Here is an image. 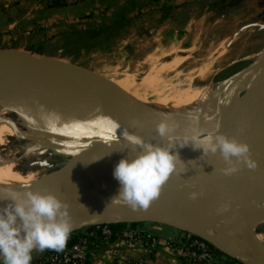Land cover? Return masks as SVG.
Segmentation results:
<instances>
[{
	"label": "bare ground",
	"instance_id": "bare-ground-1",
	"mask_svg": "<svg viewBox=\"0 0 264 264\" xmlns=\"http://www.w3.org/2000/svg\"><path fill=\"white\" fill-rule=\"evenodd\" d=\"M177 60L178 58L172 66H177L182 61L180 58L179 61ZM205 65L202 71H198L199 79L204 76L205 71L207 72L209 66ZM6 66H0V70ZM149 77L144 82L149 81L152 84L154 79ZM118 86L114 85L119 92ZM23 92L14 87L0 98V144L4 138H18V132L15 130L16 124L10 119L13 112H18L22 123L32 133L25 135L20 132V137L27 136V140L33 142L24 152L27 157H33L41 151L39 141L47 144L50 140L63 138L67 140L71 157L90 144L93 134L96 133L95 128L107 124L109 120H118L108 104H96L88 94L66 84L58 85L55 82L46 91L35 94ZM261 97H264V63L254 66L248 73L237 75L220 83L194 87L188 85L185 90L175 91L170 98L160 99L154 103L141 100L136 93L128 101L136 107L146 124L155 132L156 124L167 115L169 122H175L178 126L176 134H181L190 125L187 118L190 112L198 114L201 127L210 129L217 121L237 116L240 111L253 106ZM41 106L46 111L60 114L61 121L57 132L46 131L42 123H39V126L34 123V121L39 122ZM62 124L68 127L65 133ZM263 142L264 128L248 141L250 154L254 156L253 160L262 169H264V145L261 150L260 147ZM62 146L63 144L58 147L62 148ZM125 156L133 155L126 152L122 155L103 156L94 164L89 173L114 196L118 193L120 185L112 175L113 169ZM7 164L0 161V200L6 196L8 189L25 191L23 185L27 183L8 169ZM56 176L57 174H52L44 180L29 183L28 190L41 192L44 184L54 180ZM195 193L197 196L194 199L188 194L172 205L156 207L152 215L164 217L171 214L174 227L206 239L242 264H264V235L258 231V227L264 223V206H261L264 203V197L233 195L225 198L218 193L203 190ZM61 201L68 204V212L72 221L83 212L87 202L86 199ZM0 203L3 202L0 201ZM224 205L228 206L227 210L219 211ZM113 221L111 217L96 220V222Z\"/></svg>",
	"mask_w": 264,
	"mask_h": 264
},
{
	"label": "rangeland",
	"instance_id": "rangeland-1",
	"mask_svg": "<svg viewBox=\"0 0 264 264\" xmlns=\"http://www.w3.org/2000/svg\"><path fill=\"white\" fill-rule=\"evenodd\" d=\"M206 4L209 6L205 13L190 12L187 18L182 14L180 22L169 20L156 32L148 30L146 40L139 46L128 45L122 50H118V47L88 50L76 41L73 44H58L63 48L60 51L41 46L42 52H35V56L51 57L91 70L112 81L113 86L119 84V92L127 100L136 93L137 97L147 103L170 98L175 91L185 90L188 85L194 87L220 83L241 75V72L264 55V0H206ZM171 15L167 13L164 16L169 19ZM177 58V61L179 58L182 61L172 66ZM262 63L264 59L259 65ZM204 65L209 67L203 79H199L198 71H202ZM148 77H153L156 85L154 81L153 85L149 81L144 82ZM10 119L16 124L18 138L7 137L2 140L0 161L8 163V169L18 178L30 184L36 183L55 174L69 160L66 138L50 140L47 144L38 140L41 153L27 157L24 152L33 142L27 140V136L20 135L32 133L22 123L18 112H13ZM62 125L63 132H67L66 124ZM57 144H63L62 148ZM190 149L192 147L189 144L183 148L176 146L172 150L181 152ZM137 229L153 236L158 232L160 236L170 238L168 240L175 243L185 236L179 228L158 224L141 223ZM258 231L264 235V223L258 227Z\"/></svg>",
	"mask_w": 264,
	"mask_h": 264
},
{
	"label": "water",
	"instance_id": "water-1",
	"mask_svg": "<svg viewBox=\"0 0 264 264\" xmlns=\"http://www.w3.org/2000/svg\"><path fill=\"white\" fill-rule=\"evenodd\" d=\"M263 59L264 55L241 75L250 72L254 65L260 64ZM2 65L7 66L0 70V98L14 87L19 91L35 94L46 91L57 82L58 85L66 84L81 90L96 104H108L118 118L116 122L120 128L116 130L117 141L110 139L112 133L109 131L108 123L95 128L96 133L93 134L90 144L71 156L63 167L55 171L56 178L44 184L40 192L52 193L60 200L82 198L87 200L83 212L72 221L71 234L84 227L113 223H149L178 229L172 225L171 214L160 217L152 215V211L158 206L172 205L184 196L199 190L215 192L225 198L233 195L264 197V169L258 166L249 169L241 163L237 172L225 175L221 169L226 165L219 152L215 155L209 153L201 156L202 150L190 149L181 152L171 150L185 163L184 171L180 173L178 166V172L172 174L164 183L159 197L153 200L147 209L133 210L123 203H111L114 195L89 173L103 156L122 155L126 152L130 155L136 154L138 149L125 141L121 132L127 131L147 142L161 145H165L166 140L146 124L136 107L116 90L112 81L91 70L72 63L36 57L27 52L14 50L0 51V66ZM219 124L221 133L248 144V141L264 128V97L258 98L253 106L240 111L237 116L219 121ZM263 145L264 142L260 150ZM250 157L254 158L252 154ZM102 217H111L114 221L96 222ZM179 230L192 234L186 230Z\"/></svg>",
	"mask_w": 264,
	"mask_h": 264
},
{
	"label": "clouds",
	"instance_id": "clouds-1",
	"mask_svg": "<svg viewBox=\"0 0 264 264\" xmlns=\"http://www.w3.org/2000/svg\"><path fill=\"white\" fill-rule=\"evenodd\" d=\"M189 127L181 134H176L177 124L169 122L164 116L156 124L157 134L166 140L165 145L145 141L140 136L121 132L125 141L135 146V155L122 157L114 166L113 177L120 187L111 203H123L133 210L147 209L151 202L160 195L164 183L174 173H182L185 163L177 153L171 151L176 146L181 148L191 145L193 150H202V155H215L219 152L225 162L221 169L223 174L230 175L238 171L241 163L249 169H255L257 162L250 157L249 145L228 137L219 131L217 121L211 128L201 127L198 114L189 113ZM61 116L54 111H46L41 106L39 126L43 124L46 131L59 130ZM110 139L117 141L116 130L119 123L108 121ZM235 158V159H233ZM191 161V160H190ZM29 177V181H31ZM29 183L19 192L8 189L3 203H0V264H31L33 251H62L73 230V222L68 212V204L54 194H41L28 190ZM197 193H190L195 198ZM261 206H264L262 203ZM224 205L219 211H226Z\"/></svg>",
	"mask_w": 264,
	"mask_h": 264
},
{
	"label": "crops",
	"instance_id": "crops-1",
	"mask_svg": "<svg viewBox=\"0 0 264 264\" xmlns=\"http://www.w3.org/2000/svg\"><path fill=\"white\" fill-rule=\"evenodd\" d=\"M51 1L0 0V51L35 56L41 46L60 51L63 48L58 44L76 41L88 50H122L128 45L139 46L146 40V32H156L169 20L180 22L182 14L187 18L190 12L205 13L209 6L206 0H63L62 6L54 8ZM167 13H172L171 18L164 16ZM154 235L157 243L153 248L141 241L123 245L114 239L109 246L94 250L88 264H109L110 251L114 249L130 262L181 264L180 253L167 246L170 238L158 232ZM42 254L33 252L31 262Z\"/></svg>",
	"mask_w": 264,
	"mask_h": 264
},
{
	"label": "built area",
	"instance_id": "built-area-1",
	"mask_svg": "<svg viewBox=\"0 0 264 264\" xmlns=\"http://www.w3.org/2000/svg\"><path fill=\"white\" fill-rule=\"evenodd\" d=\"M110 238L111 230L107 224L93 226V230L85 234L79 243L59 252L43 253L31 264H88V258L92 252L104 246H109ZM117 239L123 245H131L138 241L143 242L147 247H152L156 244L155 236L137 228L123 230ZM184 239L188 241L189 236L186 235ZM174 244L176 243L171 240L167 241V246L170 249L180 253L181 264H212L210 255L202 243L192 241L187 246L183 245L181 248L174 247ZM110 256L111 262L109 264H140L122 258L115 249L110 251Z\"/></svg>",
	"mask_w": 264,
	"mask_h": 264
},
{
	"label": "trees",
	"instance_id": "trees-1",
	"mask_svg": "<svg viewBox=\"0 0 264 264\" xmlns=\"http://www.w3.org/2000/svg\"><path fill=\"white\" fill-rule=\"evenodd\" d=\"M50 5L54 8L60 7L63 5V0H52ZM140 225H141V223H134V224L113 223V224H109L108 227L111 230L110 241L117 239L118 235L123 230H125L127 228L136 229ZM91 230H93V226H89L84 230H79L78 232L71 234L64 249L69 248V247L79 243L80 239L82 237H84L85 234H88ZM183 233L185 234V236L186 235L189 236V240L185 241V239H184L185 236H184L183 238H180L179 240H177V243L173 245L174 247L181 248L183 245L187 246L189 244V242L196 241V242L202 243L205 246L207 253L210 255L212 264H242L238 260L229 257L227 254H225L224 252H222L221 250L216 248L210 242L205 241V239L200 238V237L195 236V235H192V234H189L187 232H183ZM52 251H55V250H49V251H46L44 253L48 254Z\"/></svg>",
	"mask_w": 264,
	"mask_h": 264
}]
</instances>
